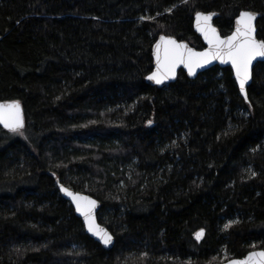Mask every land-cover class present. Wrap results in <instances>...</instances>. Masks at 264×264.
I'll return each instance as SVG.
<instances>
[{
	"label": "trees",
	"instance_id": "trees-1",
	"mask_svg": "<svg viewBox=\"0 0 264 264\" xmlns=\"http://www.w3.org/2000/svg\"><path fill=\"white\" fill-rule=\"evenodd\" d=\"M240 11L258 14L264 40V0H0V100L26 121L23 136L0 127V264H215L264 250V62L247 101L230 68L145 81L159 35L203 49L196 12L225 36ZM55 179L99 201L110 250Z\"/></svg>",
	"mask_w": 264,
	"mask_h": 264
},
{
	"label": "snow or ice",
	"instance_id": "snow-or-ice-1",
	"mask_svg": "<svg viewBox=\"0 0 264 264\" xmlns=\"http://www.w3.org/2000/svg\"><path fill=\"white\" fill-rule=\"evenodd\" d=\"M183 2L187 3L188 0H183ZM214 15L216 14L206 15L202 12H196L195 15L196 29L208 45L204 51L197 52L186 43H179L171 37L160 36L154 52L156 70L146 78L159 85L166 80L174 79L176 69L181 65L187 69L189 76H195L197 69L203 68L212 61H219L222 64L231 65L239 91L247 100L246 85L252 78L253 61L257 57L264 58V40L256 38V29L253 24L257 13L240 11L235 19L234 31L223 38L211 23ZM148 123L151 124L152 121ZM0 125L15 135L23 136L25 122L19 101L0 103ZM60 190L71 198L76 211L84 218L87 231L96 236L104 245L111 244L112 235L95 221L94 209L97 202L63 185ZM202 236V230L196 233L198 240ZM231 264H264V250L249 252L243 259L233 260Z\"/></svg>",
	"mask_w": 264,
	"mask_h": 264
},
{
	"label": "water",
	"instance_id": "water-1",
	"mask_svg": "<svg viewBox=\"0 0 264 264\" xmlns=\"http://www.w3.org/2000/svg\"><path fill=\"white\" fill-rule=\"evenodd\" d=\"M202 13H204V14H206V15H207V14H211V13H207V12H202ZM195 15H196V14H195ZM195 15H194V17H193V30H194L195 34L201 39V41H202V43H203V45H204V48H203V49H196V48H194L193 46H191L187 41H184V40H178V39H176L175 37H171V36L159 35V36L154 40V42H153V44H152V47H151V55H152V60H153V70H152L148 75H150L152 72H154V71L156 70V63H155L154 52H155V45H156V43L159 42V40H160V36L171 37V38L175 39V40H176L177 42H179V43H186L190 48L194 49V50L197 51V52L204 51V50H206V49L208 48L207 42L204 40V38H203V36L200 34V32H198L197 29H196V19H195ZM212 18H213V17H212ZM257 18H258V14H257V16H256V19L253 21V24H254L255 29H256V33H255L256 38H257V28H256ZM235 19H236V18H235ZM235 19H234V24H233V29H232V31H234V29H235ZM211 23H212V25H213L212 20H211ZM213 26H214V25H213ZM214 27H215V26H214ZM215 28H216V27H215ZM216 29H217V28H216ZM217 31H218V30H217ZM232 31H231L228 35H230V34L232 33ZM218 32H219V31H218ZM220 35H221V34H220ZM228 35H225V36H222V35H221V37L223 38V37H226V36H228ZM257 39H258V40H261V39H259V38H257ZM258 62H264V58L257 57L256 60L253 61V64H252V73H253V68H254V66H255ZM215 66H216V67H219V68H221V69H223V68H230V69H231L232 74H233L234 81H235V83H236V86H237V89H238V92H239V95H240V97H241L242 99L245 100L244 95L241 94L240 91H239V85H238V82H236V80H235V73H234V70H232L231 65H230V64H222V63H220L219 61H212L210 64L205 65L203 68L197 69V73H196L195 76H189V75H188V72H187V69L184 68V67L181 65L180 67H178V68L176 69V75H175V78H174V79L166 80L164 83L158 85V84H156L154 81H149V80L146 78V77L148 76V75H147V76L145 77V81H146V83L149 84V85L157 86V87H159V88H163V87H166V86H168V85H170V84H172V83H174V82L176 81V79H177V74H178V72H179L180 70H182V71L186 74V76H187L189 79H192V80H193V79H195L199 74H201V73H203L204 71H206V70H208V69H210V68H212V67H215ZM252 77H253V76H252ZM251 83H252V78L249 80L248 84L246 85V91H247V89H248V87L250 86ZM12 101H14V100H0V103H7V102H12ZM245 101H247V100H245ZM20 105H21V104H20ZM21 108H22V106H21ZM22 110H23V108H22ZM23 116H24V122L26 123V121H25L24 111H23ZM0 127H1L3 130L9 132L7 129H4L2 125H0ZM10 133H11V132H10ZM55 184H56V186H57V188H58V192H59L60 196H61L65 201H67V202L71 205V207H72V209H73L74 214L76 215V217L79 218V219L82 221V224H83V226H84L85 233H86V234H87L92 240H94L96 243H98L103 249H105V250H110V249L113 247L114 243H115V239H114L113 235L111 234V232H110L105 226H103L102 224H100L99 221H98L97 214H98V211H99V208H100V203H99V201H97L95 198L91 197L90 195H88V194H86V193L77 192V193H80V194H82V195H84V196H88V197H90L91 199H93V200H95V201L97 202L96 207H95V209H94L95 221H96V223H97L101 228L106 229V230L112 235V237H113L112 243L109 244V245H107V246L104 245V244H103V243H102V242H101L96 236H93L91 233H89V232L87 231V227H86V225H85V223H84V218H83V217H82V216L76 211L75 205H74V203L72 202L71 198L68 197V196H66V195L60 190V189H61V185H63V184L60 183L59 179H55ZM63 186L66 187L65 185H63ZM66 188L70 189L69 187H66ZM70 190L73 191V192H76V191H74V190H72V189H70ZM201 230L203 231V236L198 240V239L196 238V233H197V232H200ZM204 234H205V231H204L203 229H200V230H198V231H196V232L194 233V239H195L197 242H200V241L203 239ZM252 251H262V250L257 249V250H252ZM252 251H249V252H252ZM249 252H248V253H249ZM248 253H247V254H248ZM247 254H246V255H247ZM246 255H245V256H246ZM245 256H243L242 258H233V259H229V260H226V261H224V262L217 263V264H231V261H233V260H241V259H243Z\"/></svg>",
	"mask_w": 264,
	"mask_h": 264
},
{
	"label": "rangeland",
	"instance_id": "rangeland-1",
	"mask_svg": "<svg viewBox=\"0 0 264 264\" xmlns=\"http://www.w3.org/2000/svg\"><path fill=\"white\" fill-rule=\"evenodd\" d=\"M127 171H128V168H126V167L125 168L121 167L119 169V172H122L123 175L126 176V178L129 179L130 178V174L127 173ZM123 183H124L123 181L119 182L118 185H117V188L123 189ZM225 258H226V256L224 254L220 258H217L218 263L224 262ZM215 264H217V263H215Z\"/></svg>",
	"mask_w": 264,
	"mask_h": 264
}]
</instances>
